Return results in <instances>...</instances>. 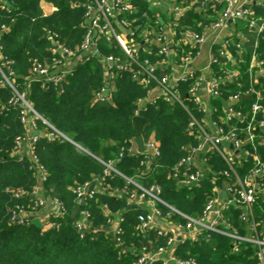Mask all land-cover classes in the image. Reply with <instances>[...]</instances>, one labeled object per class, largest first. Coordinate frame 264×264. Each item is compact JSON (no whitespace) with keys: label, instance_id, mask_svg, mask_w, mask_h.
I'll return each mask as SVG.
<instances>
[{"label":"built area","instance_id":"2783aa9c","mask_svg":"<svg viewBox=\"0 0 264 264\" xmlns=\"http://www.w3.org/2000/svg\"><path fill=\"white\" fill-rule=\"evenodd\" d=\"M7 2L0 0V7L7 8ZM209 3H224V7L212 18L205 12ZM83 6L80 42L68 47L58 33L45 30L43 35L52 58L44 63L34 59L30 79L40 81L43 89L62 92L65 77L79 62L94 56L101 63L104 79L101 89L92 98L112 102L114 72L127 73L146 90L145 96L137 101L133 116H141L140 108L157 99L181 107L188 115L186 131L196 142L181 147L186 155L165 170L167 176L190 189L209 180L212 188L201 214L192 217L162 200L157 183L144 186L136 177L119 172L114 160L95 157L103 165L102 175H94L71 187L75 204L77 200L84 203L99 193H106L124 197L127 205L136 204L137 208L145 210L137 215L140 233L154 232L166 240L155 250L148 251L142 246L133 264H151L155 260L163 264H197L193 257L179 258L173 251L180 242L194 241L203 232L226 237L232 253H237L241 244H250L257 264H264V218L259 221L255 218V206L264 202V162L255 151L256 139L264 144V134L255 132L256 127L264 132L260 92L264 87H258L264 80V49H259L264 42V12H261L264 0H242L238 4L231 0H87ZM153 9L155 11L149 14ZM190 13L201 18H191ZM240 27L253 32L251 43ZM6 30V25H0V38ZM104 46L118 49L119 54L104 53ZM10 64L1 53L0 45L1 83L12 90L11 104L18 108L24 128L23 133L15 136L9 152L17 160H29L28 169L35 183L29 190L4 188V192L16 200L8 207L7 222L27 226L37 218L41 228H56L57 219L67 210L61 200L43 187L47 173L33 154V145L41 138L58 137L86 150L50 126L31 107L26 91L19 93L15 89ZM242 65L246 66L250 79L247 87L243 89L240 84V88L230 93L215 117L217 108L212 100L221 97L222 87L238 79ZM189 81L186 97L199 115L191 113L182 96L181 86ZM241 99L250 100V115L245 122L237 106ZM257 112L261 115L259 120L255 119ZM37 118L47 125L43 135L37 128ZM125 143L128 144L120 146L117 159L125 153H140V165L147 168L156 163L160 152L153 134L143 141L142 151L137 150L134 138ZM211 154L219 157L222 168L211 166ZM246 160H250L251 165L245 167ZM110 173L123 178L124 186L113 190L104 186V177ZM82 204L72 222L80 234L91 226L88 211L80 208ZM158 204L168 209L165 214ZM230 207L238 211L237 218L247 226L246 232L241 233L233 224ZM122 221V214L118 212L108 217L100 230L119 246V252L125 253L129 247L119 239Z\"/></svg>","mask_w":264,"mask_h":264},{"label":"trees","instance_id":"16d2710c","mask_svg":"<svg viewBox=\"0 0 264 264\" xmlns=\"http://www.w3.org/2000/svg\"><path fill=\"white\" fill-rule=\"evenodd\" d=\"M7 1V8L0 7V25L7 27L0 38V45L1 53L11 61L15 89L19 93L26 91V99L31 107L50 126L86 151L63 138L38 140L33 145V154L47 173L43 187L51 196L63 202L67 213L57 219L56 228H37L33 224L10 225L7 222L8 207L16 200L11 199L4 188L29 190L35 178L28 169L29 160H17L10 155L15 136L23 133L24 128L18 108L11 104L14 94L6 84L1 83L0 74V264H133L142 246L151 251L163 246L166 240L154 232L140 233L137 215L145 210L126 208L124 197L99 193L80 206L88 211L91 223L90 229L80 234L72 225L70 213L75 201L71 187L94 175H102L103 165L95 157L104 161L114 160L115 168L123 175L136 177L144 186L157 183L162 200L187 215L198 217L211 192L210 181L204 180L190 189L174 182L165 172L186 155V151L181 148L183 145L196 142L186 131L188 115L181 107L171 106L160 99L155 103H147L139 112L142 117L140 135L145 141L153 134L160 152L156 163L147 168L140 165V153H125L117 159L120 146H126L128 143L125 142L136 135L133 111L138 106L137 101L146 94L144 88L133 82L127 73L115 71L112 102L93 99L104 79L101 63L94 56L84 59L73 68L62 83V92L53 88L43 89L40 81L30 79L34 59L44 63L52 58L47 51L48 41L43 35L45 30L58 33L68 47L72 48L80 42L83 4L87 0H44L55 8L50 14L43 13L41 0ZM223 7L224 3L211 4L207 11L210 14L217 13ZM154 11L150 10L149 14ZM240 28L251 43L253 32ZM259 49H264V42L260 43ZM102 51L119 54L118 49L108 46H104ZM249 80L246 66L242 65L238 79L222 87L221 97L212 100L217 108L215 117L221 112V105L228 95L241 85L245 89ZM189 85L190 81L182 84V96L184 102L189 104L191 113L199 115L186 97ZM258 87H264L263 79ZM260 92L264 105V88ZM249 101L241 99L237 103L244 122L250 115ZM260 118L257 112L255 119ZM35 120L41 132L47 129L43 121L38 118ZM255 132L257 135L264 134L259 127L255 128ZM255 151L264 162V144L259 139L255 140ZM209 161L216 169L223 166L216 154H211ZM249 165L250 160H246L244 166ZM103 183L113 190L124 186L125 181L110 173L104 177ZM158 207L162 214L168 210L162 204H158ZM118 212L123 217L119 239L129 247L125 253L119 252V246L100 230L106 219ZM237 214V210L229 208L233 224L244 233L247 226L238 220ZM255 218L258 221L264 218V202L260 201L255 206ZM173 253L179 258L193 257L197 264H257L258 261L250 244L243 243L237 253H232L228 239L212 232H203L194 241L180 242ZM151 264L163 263L155 260Z\"/></svg>","mask_w":264,"mask_h":264},{"label":"water","instance_id":"95a60500","mask_svg":"<svg viewBox=\"0 0 264 264\" xmlns=\"http://www.w3.org/2000/svg\"><path fill=\"white\" fill-rule=\"evenodd\" d=\"M6 4L9 5V2H7ZM184 18L186 19L187 15H184ZM132 121H133L134 130H135V134H136L135 137H134L135 144H136L137 150L138 151H142L143 150V141H142V138H141V135H140V124L142 122V117L141 116H133ZM82 203H83L82 200H77L76 201V204H75L74 208L71 211V217L72 218H75V216L78 213V207ZM231 204L233 205L234 203L231 202ZM130 207H136L137 208L138 206L135 205V204H130V205L126 206V208H130ZM32 224L34 226H36L37 228H41L42 227L40 222H39V220L37 218H34L32 220Z\"/></svg>","mask_w":264,"mask_h":264},{"label":"crops","instance_id":"0c3cea01","mask_svg":"<svg viewBox=\"0 0 264 264\" xmlns=\"http://www.w3.org/2000/svg\"><path fill=\"white\" fill-rule=\"evenodd\" d=\"M232 2H234V3H236V4H238V3H240L242 0H231ZM212 3H209V5H211ZM209 6L207 5V7H205V12L208 14V15H210V17H212V15H214V14H216V13H211L210 14V12H208L207 11V8H208ZM40 8L42 9V11H43V13L44 14H50L52 11H54V6L51 4V3H49V2H46V1H44V0H41L40 1ZM160 10V12L162 11V13L164 12V10L163 9H159ZM191 14V13H190ZM185 15H187V14H185ZM191 16V18H194V19H196V18H198V19H200L201 17V15H190ZM188 17V16H187ZM187 19V18H186ZM207 45V44H206ZM41 133V135H43L44 134V130L42 131V132H40ZM136 205V204H135ZM105 235H107L108 236V234H106L105 232H103Z\"/></svg>","mask_w":264,"mask_h":264}]
</instances>
